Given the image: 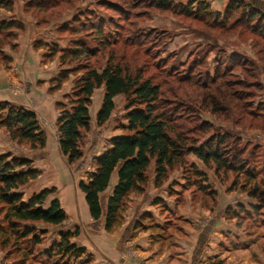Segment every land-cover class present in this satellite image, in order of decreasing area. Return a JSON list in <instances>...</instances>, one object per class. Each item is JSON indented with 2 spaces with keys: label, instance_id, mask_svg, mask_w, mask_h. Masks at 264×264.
Segmentation results:
<instances>
[{
  "label": "rangeland",
  "instance_id": "rangeland-1",
  "mask_svg": "<svg viewBox=\"0 0 264 264\" xmlns=\"http://www.w3.org/2000/svg\"><path fill=\"white\" fill-rule=\"evenodd\" d=\"M13 1L15 8L12 15L5 16L6 14L0 12L1 17L20 20L24 29L25 22L27 24L30 21L39 30V35L35 34L31 39L34 52H42L39 66L55 63L56 77L62 70L71 71L68 79L59 89L64 91L59 102L66 103L64 97L71 94L74 81L82 74L77 65L86 61L81 59L60 65L59 55L51 61H46L43 57L48 53L47 48L36 49L35 45H52L59 51H67L74 47V44L81 42L92 49L97 47L101 39L100 36L89 32L90 27L101 23L103 36L116 43V46L110 47L108 51L114 50L116 61L131 72L140 71L144 79H150L161 86L164 99L172 105L169 107L179 109L177 110L179 124L183 123V127L188 129L198 126L199 122L209 125L210 129L206 128L204 133L197 129L193 134H188L189 142L202 143L212 135L231 131L240 139L241 147L247 150L248 168L254 170L258 176L256 186L247 182L243 175L230 172L215 173L212 164L206 167L196 157L188 155L184 159V167L174 168L168 173L166 182L160 188H155L153 167H151L145 193L132 194L127 198L121 213V221L113 230L117 235L123 233V227L127 221L130 223L133 217L134 205L144 203L142 210L138 211L137 217H134L131 233L135 231L147 236L137 237L135 240L134 235L131 239L127 235L123 240L120 238L117 240L118 244H124L117 245V249L124 250L125 246V251L121 253L127 257L126 261L128 254L132 253L133 246L144 249L150 239L152 246L150 250L156 249L162 254L148 256L147 261L151 260L155 263L165 264L171 259L168 262L171 264L175 262L176 256H179L177 251H184L182 264H208L214 261H222L223 264H264V112H262L264 111L262 70L264 63L259 62V58H264V54H258V58L256 57V53L263 50L264 44L260 38L243 27L229 29L238 14L223 29L215 26V19H221L226 6L232 0H163L175 6L177 10L190 3H193V7L197 2L206 3L209 14H203L205 15L203 19L161 11L157 9L155 3L157 0H48L44 5L46 7L44 13L36 14L23 12V4L29 0ZM241 1L253 6L258 3L257 0ZM258 4L260 5L255 7L264 12V1ZM79 27L82 28V32L77 35L71 33V29H80ZM86 27L89 28L88 31L84 30ZM13 42L14 40L10 44H6L5 40L0 42V65L5 69L12 58L6 56L3 50L8 47L9 50L15 51ZM107 52H98L95 58H91L89 60L91 68L100 70L105 64ZM233 54L245 56L258 66L253 71L254 77L252 72L248 71L244 74L240 69H235L225 77L226 81L232 83L242 81L241 83L246 84L248 90L232 86L225 90L218 85L208 91L211 94L216 90L213 96L219 110H223V113L213 114L210 104L203 99L206 92L201 87L203 83L212 79L218 67L221 71L228 68L227 59ZM186 77L198 87L193 88L189 84L178 87L177 80ZM51 81L46 89L47 95L59 92L58 90L50 92ZM253 83H258V87ZM44 84L46 83L40 81L31 83L37 88H41ZM25 85H29V82ZM176 88H179V91ZM174 91L184 96V100H173L176 95ZM189 94H196L199 98L189 99L187 97ZM103 95V87L93 92L89 107V116L92 118L90 130L82 133L80 141L82 159L72 166H69L59 153L56 120L49 124L40 117L44 127L40 126V128L45 133L46 143L47 137L50 138L47 151L44 150L45 148L31 150L26 144H18L9 138L4 129H0V156L28 159L34 169L37 162H47L59 168V162L63 161L66 167L70 168V174L72 173L73 176L74 183L68 184L69 191L61 190L62 188H58L54 183L49 184L53 185L52 187L45 188H54L56 196L61 194L59 200L61 208L65 213L66 210L72 211L73 216L68 217L66 222L57 227L35 224L37 236L41 240L38 250L43 253L60 240L62 233L68 232L73 235L70 242L79 248H84L86 254L79 259L67 260L56 255L45 258L39 253L38 257L33 258L28 264L111 263V261H103L101 257L100 243L102 238H105L101 225L92 226L84 220L80 221L77 218L79 207L74 203L78 200L79 205L82 203L78 189L79 182L85 181L89 173L94 171L96 158L108 149L111 138L124 133L122 128L127 124L124 119L127 102L123 96H117L113 100L114 110L110 119L102 127H97L94 110L99 102L101 105ZM9 104L26 109L25 106ZM250 108L262 111L252 119L244 113L249 112ZM54 109L59 114L55 107ZM187 109L190 111L187 112ZM191 119H194L193 122ZM192 167L201 171L204 176L202 178L193 176ZM50 171H39V181H46ZM35 187L34 181H30L18 192L26 200L33 195L31 192ZM254 188L256 193L251 197L248 193L253 192ZM110 192L111 188L103 195V199L108 197ZM55 195L50 196L48 201ZM149 203H152V207L153 205L156 207L152 210L148 209ZM75 213L77 217L74 216ZM1 218L0 213V221ZM76 231L77 234L74 235ZM8 251L11 252L7 254ZM20 259V256L12 252L11 247L5 251L0 250V264H18Z\"/></svg>",
  "mask_w": 264,
  "mask_h": 264
},
{
  "label": "trees",
  "instance_id": "trees-1",
  "mask_svg": "<svg viewBox=\"0 0 264 264\" xmlns=\"http://www.w3.org/2000/svg\"><path fill=\"white\" fill-rule=\"evenodd\" d=\"M46 3L48 0H29L23 4V12L44 13ZM155 3L157 9L183 17L203 19L205 16L203 14H209V7L203 2H197L194 7L193 3H190L179 10L163 0H157ZM14 8L13 0H0V10L12 13ZM236 14H238L237 19L229 29L243 27L260 38L264 44V12L241 0L230 1L221 19H215V26L223 29ZM79 28L70 31L77 35L83 31L81 27ZM23 30L24 25L20 20H0V42L5 40L6 44H10L15 40V32ZM84 30L88 31L89 28L86 27ZM89 32L100 36L101 39L97 47L92 49L81 42L74 44V47L67 51H59L56 46L45 44L35 45V48H47L48 53L43 57L46 61H51L59 55L60 65L81 59L86 61L77 65L82 74L74 81L71 94L64 97L66 103L62 101L55 104L59 113L56 120L58 150L69 166L75 165L82 159L80 141L82 133L90 130L89 107L93 92L102 87L104 89L103 100L95 118L97 127H102L110 119L115 97L123 96L127 102L124 117L127 124L122 128L124 133L109 140L110 147L96 158L94 171L89 173L85 181H80L78 184L91 219L95 222L103 220L106 233H112L120 223L127 198L132 194L145 193L151 167H153V184L155 188H160L166 182L170 171L176 167H184V159L188 155L196 157L206 167L212 164L215 173L230 172L243 175L247 182L256 186L258 176L254 170L248 168L247 150L241 147L240 139L233 132L217 133L202 143L189 142L188 134H193L197 129L204 133L206 128L210 129L209 125L199 122L193 129L184 128L183 123H178L179 109L169 107L171 104L164 99L161 86L150 79H144L140 71L131 72L116 61L114 50L108 51L110 47H115L116 43L103 36V25L94 24ZM262 49L256 53L257 58L258 54H264V45ZM105 51L108 52L104 66L100 70L91 68L89 60L95 58L98 52ZM227 62V69L221 71L218 67L212 79L203 83L202 87L199 86L206 92L202 97L210 104L213 114L223 113V110H219L213 96L216 90L211 94L208 91L218 85L225 90L231 86L247 89V85L241 83L242 81L232 83L226 81L225 77L235 69H240L244 74L250 71L254 77L253 71L258 66L254 61L238 54L231 55ZM259 62L264 63V58L260 57ZM262 70L264 73V67ZM70 72L60 71L51 81L50 92L59 90L68 79ZM177 83L178 87L184 84H189L193 88L198 87L188 77L177 80ZM253 84H257L258 87V83ZM176 90L179 91V88ZM175 94L173 100H184V96L180 93L175 92ZM187 97L195 100L199 98L196 94H189ZM196 105L194 107H197ZM189 111L187 109V112ZM261 111L250 108L249 112L244 113L254 119ZM191 120L193 122L194 119ZM0 129H4L12 141L26 144L31 150H41L46 145L45 133L41 130L35 113L22 107L0 102ZM39 174L28 159L0 156V213L2 214L0 250L5 251L11 247L12 252L21 258L18 264H28L40 253L38 248L41 246V240L37 236L35 224L57 227L67 219L57 199L44 207L48 198L55 194L54 188L44 189L26 200L18 192L28 182L36 180ZM114 174H116V183L103 205L102 196L108 190ZM191 174L198 178L204 176L194 167L191 168ZM255 193L254 188V191L248 194L253 197ZM72 237L71 233H62L58 242L40 254L45 258L55 255L67 260L82 258L86 251L71 243ZM10 252L8 251L7 254ZM208 264H223V262L214 261Z\"/></svg>",
  "mask_w": 264,
  "mask_h": 264
},
{
  "label": "crops",
  "instance_id": "crops-1",
  "mask_svg": "<svg viewBox=\"0 0 264 264\" xmlns=\"http://www.w3.org/2000/svg\"><path fill=\"white\" fill-rule=\"evenodd\" d=\"M261 1L262 0H257L258 3ZM258 3H255L254 5L255 6L260 5ZM0 12L3 15L6 14L5 16L12 15L11 13L5 12L2 10H0ZM8 19H9L8 17H3V16L1 17V14H0V20H8ZM25 25L26 27L24 29V32H16L17 37L15 38L13 42L15 51L9 50L8 47H5L3 50L6 56H8L9 58H12V60L6 66L7 69H5L3 65H0V101H7L9 103L16 104L18 106H23V107L25 106L27 110L33 111L37 115L39 125L42 128H44L43 125L41 124L40 117L41 119L44 118V122L47 121L49 122V124L50 122L57 120L58 114L56 113L54 107H55V104L59 102V99L61 98L64 91L58 90L59 92L53 95L46 94V89L49 86L50 81L56 77V73H57L55 69L56 65L55 63H52V64H48L45 66L44 65L39 66L40 57H41L40 55L42 52L41 51L34 52V50L32 49V41H31L32 37L35 36V34L37 36L39 35L38 34L39 30H37L34 27L33 23H31L30 21H28L27 24L25 22ZM38 81L45 82L46 84H44L41 88H37L31 85V83H36ZM27 82H29V85H25ZM20 85H22V87ZM19 87H21V89ZM19 91L21 92L18 93ZM100 106L101 105L99 102L96 105V108L94 110L95 112L94 117H96L95 115L97 114ZM91 120L92 118L90 117V123H91ZM49 139L50 138L47 137L46 147H44L45 148L44 150L46 151L49 150L47 149L48 143L50 142ZM35 164H36L35 168L38 169L40 172H45V170L46 171L51 170V171L48 174L49 176H48V179H46V181H42V182L41 180L39 181V177L37 178L38 180L37 179L34 180V184L36 185V187H35V190L31 192V194H38L40 191L44 190L45 188L52 187L53 185L50 186L49 185L50 183H54L60 189L62 188L61 190L65 189L69 191L68 187L70 186L68 184L70 182L73 184L74 182H73L72 173L70 174V168L66 167L65 162L60 161L59 168L56 165L54 166L52 164H48L47 162H37ZM115 183H116V174L112 176V179L109 185V188H111V192H112V188L115 185ZM80 194L82 197V203H80L79 205V200L74 202V203H77L79 207L78 217H77V213H75L74 216L77 217L80 221L84 220L85 222L90 223L92 226H95L96 224L101 225L103 229V234L105 236V238H102V243H100V246L102 248V250H100L102 252L101 257L103 261L105 260L111 261V263L108 262V263H96V264H164L163 262L155 263V262H152L151 260L147 261V259L149 258L148 256L150 254L152 256H154V254L162 255L156 249L150 250L152 249L150 239L147 245H145L146 247L144 249L137 247V246H133L134 248L132 249V253L128 254L129 261L128 259L126 261L127 257H125L124 253L123 254L121 253L122 251H125V246H124V250H121V248L117 249V245H120V246L124 245L123 243L118 244L117 242V240H119L118 238L123 240L124 237L128 235L127 237L131 239V236L133 237L134 235V239L136 240L137 237L143 238L142 236H147L146 234L138 233L135 231L131 233L132 225L134 223V217H137L138 211L142 210L144 203H136L134 205V214L132 215L133 217L130 223H128L129 221H127L126 225L123 227V233H120L117 235V232L115 233V231L112 233H106L104 231L103 222L101 220L95 222L91 219L88 213L87 205L84 201V195L81 192ZM144 197L146 198V196ZM106 198L103 199V196H102L103 205L105 204L104 201ZM54 199H57L58 201L61 200V194L60 195L57 194V196L55 195V197H52V199L49 201L47 200L44 207H47L49 203ZM147 207H149L148 209L151 208L150 210H152V208L156 206L153 205L152 207V203H149ZM148 209H145V210H148ZM173 209L174 207H172V210ZM72 216H73L72 211L68 212L66 210V217L68 218ZM127 241L129 242V240ZM150 251H153V253H150ZM109 253H111L110 254V256H112L111 258L110 256H108ZM177 253L179 254V256H176L175 262L171 264H182L183 263L184 257L182 256V254H184V251L182 252L177 251ZM141 259L143 260L141 261ZM170 260L171 259H168V262ZM168 262H166L165 264H170Z\"/></svg>",
  "mask_w": 264,
  "mask_h": 264
}]
</instances>
